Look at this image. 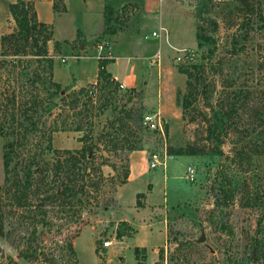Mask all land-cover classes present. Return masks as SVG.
<instances>
[{
  "label": "rangeland",
  "instance_id": "1",
  "mask_svg": "<svg viewBox=\"0 0 264 264\" xmlns=\"http://www.w3.org/2000/svg\"><path fill=\"white\" fill-rule=\"evenodd\" d=\"M176 1L184 5L177 4L175 0H144L141 14L138 3H128L117 11L116 18L121 25L129 19L136 22L135 31L130 34L132 45L120 41L114 52L118 57L130 55L131 66L135 68L133 84L138 87L135 92L119 86L105 90L106 93L109 91L105 96L107 109L94 119V133L116 114V109L143 105V114L159 111L167 130L161 137L156 132L143 129L142 149L147 154L192 143L207 149L211 146L204 138L205 119L213 117L207 103L213 105L216 113L213 119L217 122L223 111L233 106L231 118L224 122L230 127L226 136L221 137L220 153L204 156H172L167 153L165 170L149 171L151 178L156 176L153 182L148 181L144 185L148 177L143 174L141 180L128 184L125 189L117 186L102 196L107 204L104 208L88 207L80 216L71 213L50 216L52 229L43 231L39 227L35 236L29 235L31 227L26 231L21 229V234L12 233L9 239L0 236V263L6 264L11 259L16 264H136L134 248L121 253L115 251L119 244L116 228L125 215H133L128 208L134 200L130 199L132 191L144 193L145 196L138 199L144 204L146 195L155 187V190L160 189L162 196L157 199L160 201L152 199L150 213L141 214L136 224L142 228L141 233L145 230L144 225L148 224L151 230L155 227V231L165 237L155 254L148 253L147 249L145 254L139 253L140 262L264 264V0H248L249 6L243 8L237 0ZM203 5L207 9L200 23L216 44L210 61L205 57L214 45L204 44L202 48H196L194 18L188 11L193 13L195 8ZM211 20L216 21L215 31ZM116 24L113 26L121 28ZM161 24L164 30L160 29ZM4 25L10 32L15 28L12 18ZM152 31L158 36H151ZM100 41L96 40L97 43ZM97 43L86 44L80 40L62 44L56 51L50 42L48 47L54 56L55 81L65 87L64 84L76 79L80 72L75 71L88 55L99 53V56L108 57L104 49L99 52ZM233 47L241 52L232 54ZM188 58H192L194 63L206 64L201 79L208 99H198L191 106L196 108L193 122H189L191 114L182 117L179 106L185 92L186 77L177 68L187 63ZM118 61L125 64L121 58ZM216 63L218 68L221 67L219 72H214L213 67L209 69L208 64L215 67ZM1 74L5 75L4 71ZM142 80L146 81L145 85H140ZM220 106H223L222 111ZM80 135L77 132H58L53 137V145L58 149H78L81 147L78 142ZM2 143L0 138V183ZM112 161L119 162L114 158ZM139 161L143 167L149 168L148 158ZM188 168L194 170L192 179L188 177ZM103 172L114 175L116 171L104 166ZM134 198L137 200L136 195ZM134 207L137 208L136 205ZM210 214L213 217L210 218ZM221 223H226L233 232L232 236L221 230ZM82 230L91 232L97 252L92 254L86 232L82 242L77 244L76 256H72L67 245L72 244L74 248L75 238ZM123 238L120 240L124 241ZM254 238L259 241L258 251L262 257L257 260L250 252ZM107 239L112 240L111 249L115 252L102 248L103 241ZM160 249L163 251L161 261L158 259Z\"/></svg>",
  "mask_w": 264,
  "mask_h": 264
},
{
  "label": "trees",
  "instance_id": "2",
  "mask_svg": "<svg viewBox=\"0 0 264 264\" xmlns=\"http://www.w3.org/2000/svg\"><path fill=\"white\" fill-rule=\"evenodd\" d=\"M247 1L237 0V4L243 8L249 6ZM8 9L15 28L0 37V138L3 142L0 236H7L9 239L12 233L21 234L19 231H26L28 227H31L30 236H35L39 227L43 231H50L53 227L50 216L53 215L71 213L80 216L88 207H106L102 196L128 181L130 168L126 153L142 150L144 107L123 106L116 109V114L107 119L95 134L94 119L107 109L108 101L105 96L109 91L106 93L105 90L117 89L119 85L106 71V65L113 62V59L103 56L98 58L94 84L78 89L64 87L54 80V56L49 52L48 45L53 42L57 51L61 44L53 40L52 26L37 20L33 4L30 2L16 0L8 5ZM53 9L57 13L66 11L62 0H53ZM206 9V5L195 8L193 16L196 48L200 49L204 44L214 45L205 57L210 61L216 51V44L215 39L208 35L200 23ZM113 15L112 8L105 6V28L102 35H113L117 32V27L113 24L121 21L118 22ZM210 24L215 31L216 21L211 20ZM80 35L77 31L76 40L72 43L78 42ZM233 48L232 54L238 55L241 52ZM208 65L209 69L213 67L214 72H219L221 68H218V63L215 67L214 64ZM205 66V63H194L192 58H188L187 63L177 68V71L186 77L185 92L179 106L183 118L191 114L189 122L195 120L196 108L191 107L193 103L198 99H208L201 79L206 70ZM1 71H4L5 75H2ZM135 91L134 88L130 89V92ZM207 107L215 118L213 105L207 103ZM220 108L222 111L223 106ZM232 108L233 106L223 111L219 122L211 115L212 119H205L204 138L210 142V148L204 149L192 143L186 147L170 148L167 153L172 156L220 153L219 148L223 142L221 137L226 136L230 127L224 122L231 118ZM58 132L80 133L78 142L81 147L75 150L55 148L53 137ZM111 158L118 159L119 162L112 161ZM104 166L116 171L114 175H105ZM147 189L150 187L147 186ZM144 196V193L136 194L137 208L144 206L138 200ZM217 203L218 201L215 202L216 206ZM220 225L221 230L228 236L233 235L226 223ZM134 233L135 229L127 221H120L117 225L118 240L129 238ZM252 240L250 252L254 256L253 259H261L258 251L259 241L255 238ZM67 251L76 256L72 244L67 245ZM145 252V248L133 249L136 264H143L138 256L139 253ZM158 259L163 260L162 249L159 250ZM6 264L16 263L10 259ZM221 264L236 263L224 261Z\"/></svg>",
  "mask_w": 264,
  "mask_h": 264
},
{
  "label": "crops",
  "instance_id": "3",
  "mask_svg": "<svg viewBox=\"0 0 264 264\" xmlns=\"http://www.w3.org/2000/svg\"><path fill=\"white\" fill-rule=\"evenodd\" d=\"M25 2H30L33 4L34 11L37 17V20L41 23L51 25L53 30V40L62 44H71L72 41L76 40V33L79 31L81 33L80 37L77 38L79 41L81 40L83 43L90 44L92 42H96V40H101L100 43H97V46L101 43L106 44L104 46V50L106 54H108L109 59H113V62L106 65V71L111 74V76L118 82L122 83L125 88L136 89L138 86H134V81L136 80L133 75L134 67L131 66V58L130 55H124L118 57L114 50L117 44L120 41L127 42L128 45H132L133 37L130 34H133L136 27V22L131 19L128 20L125 24L121 25V23L116 24L118 26L121 25V28H117V32L113 35H102V32L105 28L104 26V8L105 6H110L113 10L115 17H117V11H121L120 9L127 5L128 3H138L140 7V13L144 9V0H62L66 11L62 13H57L53 9V0H23ZM16 2V0H0V37L4 34L9 33V30L5 29V21L11 19V15L8 9V5ZM177 4H181L177 2ZM184 5V4H181ZM186 6V5H185ZM188 9V7H187ZM188 11L193 15V13L188 9ZM194 18V16H193ZM195 23V19H194ZM115 24V23H114ZM161 30H164L165 27L160 26ZM166 31V30H165ZM151 32V36L152 33ZM161 36V35H160ZM160 38V37H159ZM100 52V51H99ZM91 54L87 57H84L81 61V64L76 69L75 72L79 73V76L76 79L71 80L65 86H68L72 89H77L80 87H84L88 84H94L96 82L97 71H98V58L100 57L99 53L97 55ZM105 54V53H104ZM119 58H121L125 64L119 63ZM145 66V65H144ZM72 78V77H71ZM55 80V79H54ZM145 85L146 81L142 80L140 85ZM139 85V86H140ZM141 156V157H140ZM142 158V159H141ZM145 158H148V154L146 150L142 149L139 151H133L128 154V164L130 168V174L128 177V181L126 184L122 185L120 188H126L128 184L132 182H137L142 179L143 174L148 177L147 180L144 181V185L147 184L148 181L153 182L156 179V176L151 178L149 176V171L152 169L144 167L141 165V161ZM149 164V162H148ZM156 170H163L162 168H157ZM165 170V169H164ZM158 188V187H157ZM136 190H133L130 199H134L131 201L132 205H129L133 212L132 216H125L121 219L122 221H127L131 224L135 230H137L136 234H134L133 238H123L124 241L119 240L117 249V253L123 252L126 250H132L135 247L145 248L148 253L151 252L155 254L157 247L161 246L162 242H164L163 235L156 232V228L154 227L152 230L150 229V225H144L142 232V228L139 227L137 223L138 218L141 214L150 213L149 205L152 199L157 200L161 195L160 189L154 190L152 193L146 195V199L144 202V206L142 208H135V198ZM116 196V195H115ZM162 198V197H161ZM158 202L160 200H157ZM122 208V207H121ZM87 232V239H90L91 252L94 254L95 252V243L91 240V232L87 230H82L80 235L75 238V253L77 254V244L82 242L85 233ZM127 240V243H126ZM125 245V246H123ZM113 247V244L111 245ZM109 247L108 249H111ZM119 247V248H118ZM119 249V250H118ZM107 250V249H106ZM112 250V249H111ZM122 250V251H121ZM113 251V250H112ZM113 251V252H115ZM79 262V261H78ZM80 264V263H78Z\"/></svg>",
  "mask_w": 264,
  "mask_h": 264
},
{
  "label": "built area",
  "instance_id": "4",
  "mask_svg": "<svg viewBox=\"0 0 264 264\" xmlns=\"http://www.w3.org/2000/svg\"><path fill=\"white\" fill-rule=\"evenodd\" d=\"M152 36H158V33L153 32ZM104 44L101 43L97 47L99 51H102L104 49ZM119 88L124 89V85L122 83H119ZM142 126L144 129L150 131V132H156L161 137L165 136L166 133V127L163 117L160 115L159 111H155L150 114H143L142 115ZM169 156L167 155L166 149H163L162 151H151L148 154V161H149V168L150 169H157V168H166V160ZM194 170L191 168H188V177L190 179L193 178ZM112 245V240H104L102 243L103 249H108Z\"/></svg>",
  "mask_w": 264,
  "mask_h": 264
},
{
  "label": "water",
  "instance_id": "5",
  "mask_svg": "<svg viewBox=\"0 0 264 264\" xmlns=\"http://www.w3.org/2000/svg\"><path fill=\"white\" fill-rule=\"evenodd\" d=\"M202 240V239H201Z\"/></svg>",
  "mask_w": 264,
  "mask_h": 264
}]
</instances>
